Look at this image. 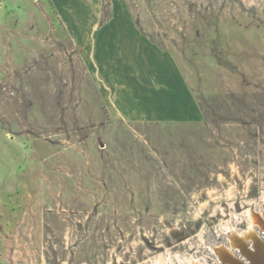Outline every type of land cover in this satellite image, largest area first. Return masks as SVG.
<instances>
[{
	"label": "rangeland",
	"instance_id": "rangeland-1",
	"mask_svg": "<svg viewBox=\"0 0 264 264\" xmlns=\"http://www.w3.org/2000/svg\"><path fill=\"white\" fill-rule=\"evenodd\" d=\"M91 6L0 23V264H254L264 0Z\"/></svg>",
	"mask_w": 264,
	"mask_h": 264
},
{
	"label": "crops",
	"instance_id": "crops-1",
	"mask_svg": "<svg viewBox=\"0 0 264 264\" xmlns=\"http://www.w3.org/2000/svg\"><path fill=\"white\" fill-rule=\"evenodd\" d=\"M40 7L45 8L46 11H50L49 8H51L55 17L61 23L65 34L73 38L74 41L85 33L87 27L96 26L98 20L96 10L94 9L93 13L91 11V0H0V23H4L6 20H27L32 14H36L37 18L41 15L44 19L43 12L39 11ZM83 22L86 28L82 27ZM5 137L8 141L13 140L7 135L6 131ZM12 179V176L8 180L0 179V227L2 226L3 203L7 200L10 201L12 195L14 186ZM16 187L14 186V190Z\"/></svg>",
	"mask_w": 264,
	"mask_h": 264
},
{
	"label": "bare ground",
	"instance_id": "bare-ground-1",
	"mask_svg": "<svg viewBox=\"0 0 264 264\" xmlns=\"http://www.w3.org/2000/svg\"><path fill=\"white\" fill-rule=\"evenodd\" d=\"M248 235H251V237L256 238L255 240H256V246L257 247H256V251L254 252V255L251 258L253 259L254 264H257L256 261H259V260L264 258V242L258 240L257 237L254 236V234H252V233H249ZM230 260H231V264H241V261L237 260L236 258L230 259Z\"/></svg>",
	"mask_w": 264,
	"mask_h": 264
}]
</instances>
